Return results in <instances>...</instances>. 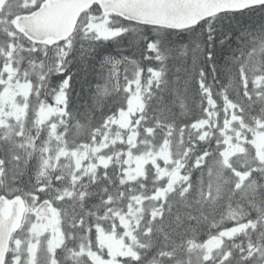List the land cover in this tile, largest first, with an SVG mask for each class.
I'll return each instance as SVG.
<instances>
[{"label":"snow or ice","instance_id":"obj_1","mask_svg":"<svg viewBox=\"0 0 264 264\" xmlns=\"http://www.w3.org/2000/svg\"><path fill=\"white\" fill-rule=\"evenodd\" d=\"M0 264H264V0H0Z\"/></svg>","mask_w":264,"mask_h":264}]
</instances>
